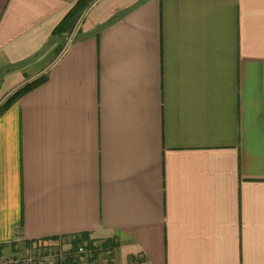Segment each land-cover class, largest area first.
<instances>
[{
	"label": "crops",
	"instance_id": "crops-1",
	"mask_svg": "<svg viewBox=\"0 0 264 264\" xmlns=\"http://www.w3.org/2000/svg\"><path fill=\"white\" fill-rule=\"evenodd\" d=\"M79 1L0 0V256L264 264V0Z\"/></svg>",
	"mask_w": 264,
	"mask_h": 264
},
{
	"label": "trees",
	"instance_id": "trees-1",
	"mask_svg": "<svg viewBox=\"0 0 264 264\" xmlns=\"http://www.w3.org/2000/svg\"><path fill=\"white\" fill-rule=\"evenodd\" d=\"M95 0H80L79 3L71 10V12L66 16L62 24L56 29L54 35H60L62 33L69 32L74 29L75 25L80 19L81 13ZM44 80V77L39 78L38 80L28 83L25 86L16 90L4 104L0 106V116L19 98H21L25 93L33 89L35 86L39 85ZM65 242H69V244H73L74 246V256L79 255V244L83 243L82 239L79 240H65ZM103 247V246H102ZM104 248V247H103Z\"/></svg>",
	"mask_w": 264,
	"mask_h": 264
},
{
	"label": "built area",
	"instance_id": "built-area-1",
	"mask_svg": "<svg viewBox=\"0 0 264 264\" xmlns=\"http://www.w3.org/2000/svg\"><path fill=\"white\" fill-rule=\"evenodd\" d=\"M70 41L71 39H69V42ZM78 254H87L86 248L82 246L79 247ZM55 260L56 254L53 253L45 254L43 256L39 254V256L35 255L22 258L12 252H6L0 256V264H56Z\"/></svg>",
	"mask_w": 264,
	"mask_h": 264
},
{
	"label": "rangeland",
	"instance_id": "rangeland-1",
	"mask_svg": "<svg viewBox=\"0 0 264 264\" xmlns=\"http://www.w3.org/2000/svg\"><path fill=\"white\" fill-rule=\"evenodd\" d=\"M1 105V104H0ZM60 252L59 249H57V247H46V246H42V247H37L36 249H31V250H23L21 248V250H17L14 254H18L20 255L21 257L23 256H27L28 254V257L29 256H39L40 255H45V254H50V253H53V254H57ZM13 253V252H12Z\"/></svg>",
	"mask_w": 264,
	"mask_h": 264
}]
</instances>
